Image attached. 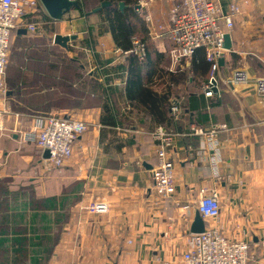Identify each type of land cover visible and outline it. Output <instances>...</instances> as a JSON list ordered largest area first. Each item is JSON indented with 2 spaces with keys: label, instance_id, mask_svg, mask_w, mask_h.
I'll list each match as a JSON object with an SVG mask.
<instances>
[{
  "label": "crops",
  "instance_id": "crops-1",
  "mask_svg": "<svg viewBox=\"0 0 264 264\" xmlns=\"http://www.w3.org/2000/svg\"><path fill=\"white\" fill-rule=\"evenodd\" d=\"M231 1H220L224 14ZM124 6L121 13L130 8ZM172 7L162 0H135L133 6L147 27L152 66L162 70L166 63L160 59L168 60L169 44L150 35L159 25L169 26ZM80 11L61 21L40 13L26 21L37 25L38 33H28L24 25L12 35L9 50L14 41L46 33L75 39L66 48L54 44L68 52L67 59L29 62L15 76L6 67L0 94V264H177L197 213V193L205 187L221 198L222 236L246 242L249 264H264V98L252 86L226 87L221 80L207 98L205 77L191 67V58L181 61L185 78L170 89L171 106L180 113L161 126L179 134L167 149L176 193L156 210L151 133L160 125L129 95L127 63L115 53L101 18L97 13L81 17ZM229 36L232 47L222 58L219 77L236 69L264 77V0H250ZM161 88L154 86L159 96ZM42 114L87 125L58 170H46L45 151L27 139ZM219 123L228 130L218 135L216 150H206L201 139L187 134L191 124ZM97 201L107 203L106 214L86 210Z\"/></svg>",
  "mask_w": 264,
  "mask_h": 264
},
{
  "label": "built area",
  "instance_id": "built-area-1",
  "mask_svg": "<svg viewBox=\"0 0 264 264\" xmlns=\"http://www.w3.org/2000/svg\"><path fill=\"white\" fill-rule=\"evenodd\" d=\"M162 1L173 3L169 12V26L159 25L158 31L150 36L169 44L171 66H178L182 60L190 58L195 50L203 49L205 59L210 64L208 81L203 85L205 97L213 96L221 80L226 87L252 86L256 95L264 98V77L254 78L245 69L234 70L228 78L221 79L218 75L219 61L227 52L223 48L224 36L232 32L236 18L250 4V0H232L225 14L221 11V0ZM139 5L143 7L144 3L140 2ZM38 11L45 13L39 0H0V94L5 92V72L12 35L24 25L28 33H38L37 25L33 22L26 24V21L36 17ZM131 44L128 52L116 50L115 53L122 57L134 55L143 60L147 54L146 44L137 37L131 39ZM171 113L175 121L180 110L172 107ZM86 129L87 125L82 121L42 114L35 117L33 130L27 139L48 152L47 169H61L72 156L73 142ZM188 130L189 136L198 137L204 142L206 150L208 146L210 150H216L218 135L226 132L228 128L221 123L210 124L205 128L191 124ZM178 135L162 127H157L151 133L156 145V161L150 172L154 194L152 203L156 210L164 202L173 199L176 193L175 170L167 149ZM194 207L205 223L204 232L188 234L185 250L177 264H249L248 244L244 241L227 240L221 234L218 227L221 198L217 190L201 188ZM86 210L93 215H103L108 212V205L97 201L90 204Z\"/></svg>",
  "mask_w": 264,
  "mask_h": 264
},
{
  "label": "trees",
  "instance_id": "trees-1",
  "mask_svg": "<svg viewBox=\"0 0 264 264\" xmlns=\"http://www.w3.org/2000/svg\"><path fill=\"white\" fill-rule=\"evenodd\" d=\"M104 2L110 3V6L98 11L97 15L101 18L104 28L111 34L116 49L121 52H128L132 47L131 39L133 37L139 38L146 44L147 54L143 60H139L134 55L123 57L127 63L129 95L138 99L140 104L143 105L142 108L160 125L158 127L169 124L173 120L170 89L171 86L175 85V82L184 80L186 72H179L180 67L170 71L152 66L153 57L149 52L147 27L141 15L133 11L135 0H78L81 17H85L87 13L85 14L84 10L89 5H95L94 9H97ZM119 3L128 4L130 8L121 13L118 8ZM40 13L42 15L44 12L38 11L36 16ZM92 43L93 40L88 38L86 44L91 47ZM190 58L191 67L194 70H199L202 76L205 77L203 82L205 85L209 77L210 64L205 59L204 50H195ZM166 61V57L163 55L160 62L164 65ZM155 62L158 63L157 59ZM154 86H157V88L158 86L163 87L161 88L163 89L162 96L158 95L157 91L154 90Z\"/></svg>",
  "mask_w": 264,
  "mask_h": 264
},
{
  "label": "rangeland",
  "instance_id": "rangeland-1",
  "mask_svg": "<svg viewBox=\"0 0 264 264\" xmlns=\"http://www.w3.org/2000/svg\"><path fill=\"white\" fill-rule=\"evenodd\" d=\"M94 7H95V5H89L88 7H86L84 10L85 14L93 11ZM93 16L94 15H88L87 17L89 18V17H93ZM169 50H170V46H169ZM68 55H69L68 52L60 50L59 48L54 46L53 36L51 34H48V33H46L45 35H42L41 37L36 38V39L35 38H26L25 40L21 41L20 43H16L14 41L11 49L9 50L7 72L9 71L11 76H15V75H18V73L22 72V70H26L25 67L28 66L29 62L53 61V60H58L59 57H62V56H63L62 59H64V58L67 59ZM77 55H79V54L78 53H71L70 57H72V58L78 57ZM167 57H168V60L165 62L166 68H169V70L172 71L175 68L180 67L181 62L179 63L178 66L175 65L176 67L172 66L173 67L172 68L170 66L171 60H170L169 53H168ZM168 61H169L170 65H169ZM167 66H169V67H167ZM23 73L29 76L27 71H24ZM38 148L44 150L42 147H38ZM44 151H46V150H44ZM46 170L49 171V169H47V167H46ZM53 170H58V169H53Z\"/></svg>",
  "mask_w": 264,
  "mask_h": 264
},
{
  "label": "water",
  "instance_id": "water-1",
  "mask_svg": "<svg viewBox=\"0 0 264 264\" xmlns=\"http://www.w3.org/2000/svg\"><path fill=\"white\" fill-rule=\"evenodd\" d=\"M42 8L44 9L47 16L54 20V21H61L64 16L69 14L70 12L74 10H80V5L78 1H71V0H39ZM110 6V3L104 2L101 4V6L97 9H94L88 14H95L98 11H100L103 8H107ZM118 8L120 11H123L125 8L123 3L118 4ZM75 39V37H69V36H62V35H55L53 37V43L55 45L61 46L63 48L67 47V43L71 40ZM232 47L230 36L225 35L224 36V45L223 48L225 51H230ZM219 65H222V59L219 61ZM44 157L48 158L49 154L47 151L44 153ZM204 232V223L202 219L200 218L199 214L196 213L195 219L193 221L192 227H191V234H201Z\"/></svg>",
  "mask_w": 264,
  "mask_h": 264
}]
</instances>
